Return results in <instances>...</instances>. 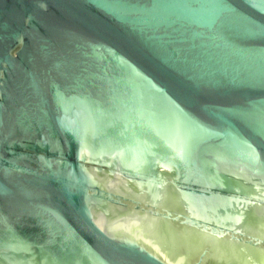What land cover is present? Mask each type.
I'll return each instance as SVG.
<instances>
[{
    "label": "water",
    "instance_id": "95a60500",
    "mask_svg": "<svg viewBox=\"0 0 264 264\" xmlns=\"http://www.w3.org/2000/svg\"><path fill=\"white\" fill-rule=\"evenodd\" d=\"M0 264H264V0H0Z\"/></svg>",
    "mask_w": 264,
    "mask_h": 264
}]
</instances>
